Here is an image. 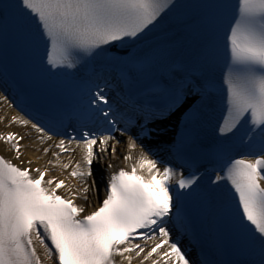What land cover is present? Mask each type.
I'll return each instance as SVG.
<instances>
[{
	"label": "snow or ice",
	"instance_id": "1",
	"mask_svg": "<svg viewBox=\"0 0 264 264\" xmlns=\"http://www.w3.org/2000/svg\"><path fill=\"white\" fill-rule=\"evenodd\" d=\"M115 70L124 89L110 96ZM0 81L58 125L11 121L60 135L57 162L79 149L62 164L74 178L99 163L104 190L89 211L22 159L23 136L0 133L19 161L0 155V264H197L173 227L200 231L203 264H264V0H0ZM161 142L187 175L158 167Z\"/></svg>",
	"mask_w": 264,
	"mask_h": 264
},
{
	"label": "bare ground",
	"instance_id": "2",
	"mask_svg": "<svg viewBox=\"0 0 264 264\" xmlns=\"http://www.w3.org/2000/svg\"><path fill=\"white\" fill-rule=\"evenodd\" d=\"M3 103H4L3 101L0 102V133L6 134L14 131V132H19V134H21L24 137V139L21 141L22 159L24 161H28L29 159L32 160L33 162L32 167L35 166L47 167L49 169L48 175L52 177H55L56 174H58L55 172L56 169L61 170L63 168L62 167L63 163H71L72 167H74L75 161L80 159L79 149H77L75 152L69 151L66 153L65 152L61 153L59 162L55 161L52 154L58 152L59 149L54 146H50V143L48 141H45V143L43 142L44 143L43 144L40 141L36 140L37 138L35 136V133L25 125L19 122H12L10 119V115L13 113V110L9 106H7V104L6 107H4L2 105ZM60 138L61 137H58L57 139L59 140ZM46 147L51 149L48 153H45L43 151V149ZM67 147L71 149L74 147V145L70 144L67 145ZM0 152L6 158H10L15 162L19 163V161L15 159L14 152L10 151L9 146L6 145L2 140H0ZM121 154H126L125 144L118 146L117 157H107V159L112 160L116 166H125ZM49 161H52V163H49ZM94 165L95 163L93 164V168ZM97 166L100 169L101 165L98 164ZM72 167L63 170V172H65L67 176L62 175V179L65 180L66 183L71 186L72 191L77 194L76 202L80 205H85L89 211L93 210L96 207L95 204L97 203L98 199L100 200V198L104 195V191L102 192V188L99 187V177H96L93 173L94 178L91 177H84L83 179L74 178L70 175L72 171ZM144 174L147 175L146 170ZM90 178L97 180V184H96L98 186V188L96 189L97 193H94L95 187L91 188V190L89 189V192L87 194V201H85L84 193L81 190L79 191V189H81L82 186L80 185L78 180H80V182L87 183L90 182ZM132 257H133L132 264H147V262H149V261H143L139 257H136L135 252L132 253Z\"/></svg>",
	"mask_w": 264,
	"mask_h": 264
},
{
	"label": "rangeland",
	"instance_id": "3",
	"mask_svg": "<svg viewBox=\"0 0 264 264\" xmlns=\"http://www.w3.org/2000/svg\"><path fill=\"white\" fill-rule=\"evenodd\" d=\"M27 127H28L31 131H33V132L35 133V136H36V138H37L36 140L40 141L41 143H43V142L45 143V141H48V142L50 143V146H54V145H55V139H52L51 141L45 139V140L42 141V140L40 139V135H41L40 133H37L34 129L31 128L30 125H27ZM44 143H43V144H44ZM54 147H55V146H54ZM65 153H66V152H65ZM61 170H62V171H61ZM61 170H58V169L55 170V172L58 173V174H56V176H55L56 178H58V177H62V175H66L65 172H63V170H66V169L62 168ZM66 176H67V175H66ZM79 179H80V178H79ZM78 181H79L80 185L82 186V188L87 186V187H89V189L91 190V188H92V186H93V185H92V182H87V183H86V182H80V180H78ZM82 188L79 189V191H80V190L82 191ZM82 192H83V191H82ZM147 251H148V249L145 250V252H147ZM142 257H143V254H142L139 258L142 259ZM147 264H149V262H147Z\"/></svg>",
	"mask_w": 264,
	"mask_h": 264
}]
</instances>
